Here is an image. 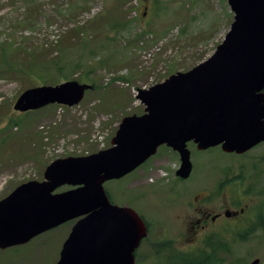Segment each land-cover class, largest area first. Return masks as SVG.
I'll list each match as a JSON object with an SVG mask.
<instances>
[{"label":"rangeland","instance_id":"obj_1","mask_svg":"<svg viewBox=\"0 0 264 264\" xmlns=\"http://www.w3.org/2000/svg\"><path fill=\"white\" fill-rule=\"evenodd\" d=\"M233 21L227 0H0V200L24 183L42 182L57 159L110 148L122 119L145 110L137 90L208 58ZM68 81L93 84L94 89L73 107L55 104L26 113L14 109L27 89ZM189 149L193 172L188 180H175L179 185H172V179L180 162L169 148L105 185L114 202L133 207L151 225L150 238L137 251V264H178V256L192 258L190 246L180 245L181 239L171 233L180 200L212 187L225 169L235 180L236 195L247 185L257 189L245 196L243 205L258 212L264 197V143L242 155L220 147ZM68 189L61 186L56 193ZM258 191L257 200L253 194ZM262 215L248 225L255 229L249 233L210 238L215 264H264ZM72 226L73 221L27 245L0 249V264H56Z\"/></svg>","mask_w":264,"mask_h":264},{"label":"water","instance_id":"obj_2","mask_svg":"<svg viewBox=\"0 0 264 264\" xmlns=\"http://www.w3.org/2000/svg\"><path fill=\"white\" fill-rule=\"evenodd\" d=\"M228 2L235 20L223 43L190 71L139 89L145 113L122 120L112 147L57 159L44 181L24 183L0 201L1 249L80 218L57 264H134L146 228L134 210L110 202L106 181L131 173L163 144L180 154L178 175L187 178L190 141L201 150L221 145L238 154L264 142V0ZM88 88L77 82L30 88L14 107L25 112L54 103L73 106ZM64 185L76 188L55 193Z\"/></svg>","mask_w":264,"mask_h":264},{"label":"flooded vegetation","instance_id":"obj_3","mask_svg":"<svg viewBox=\"0 0 264 264\" xmlns=\"http://www.w3.org/2000/svg\"><path fill=\"white\" fill-rule=\"evenodd\" d=\"M177 161L179 162V157ZM220 174L221 176L216 177L215 182L212 183V187L195 195L192 199L187 200L183 198L180 200L182 203L181 210L173 222L174 229L171 230V233H175V238L181 239L179 240L180 245L183 243L190 246L189 250L193 252L194 256H198L197 253L200 250L209 252L213 249L204 245L213 236L220 235L223 237L228 233L231 236L233 233L240 231L236 225L241 223L244 214L248 216L247 226L257 218L255 213L249 215L251 210H253L250 209L249 204L248 206L243 205L245 196L257 189L254 187L250 188L247 185L248 189H245L246 187L244 189H238L237 195L235 193L233 194V186L231 184L235 180L232 179L231 172L225 169ZM177 179L179 181L182 179L176 176L173 178L174 183L179 185V181L175 182ZM174 191V189H171V193ZM241 194L243 197H240ZM254 195H256V199L258 200L260 191ZM259 201L260 203L257 204L263 203L264 197L260 198ZM242 205L243 207H241ZM248 230L250 229L248 228ZM184 258V256L180 257L179 264H185Z\"/></svg>","mask_w":264,"mask_h":264},{"label":"trees","instance_id":"obj_4","mask_svg":"<svg viewBox=\"0 0 264 264\" xmlns=\"http://www.w3.org/2000/svg\"><path fill=\"white\" fill-rule=\"evenodd\" d=\"M214 251H216V249ZM212 255H213V253L212 254L210 253L208 255V253L206 252V254L203 253L199 257L195 256V257H192V258H186L185 262L187 264H215V262L217 260L214 261V259H212Z\"/></svg>","mask_w":264,"mask_h":264}]
</instances>
